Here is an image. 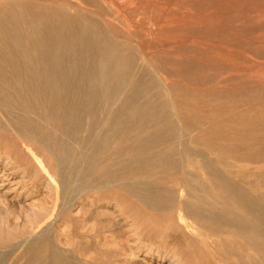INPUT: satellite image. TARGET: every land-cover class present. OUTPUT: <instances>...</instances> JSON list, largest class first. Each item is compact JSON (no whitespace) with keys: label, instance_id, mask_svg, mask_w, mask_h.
Instances as JSON below:
<instances>
[{"label":"rangeland","instance_id":"374dc122","mask_svg":"<svg viewBox=\"0 0 264 264\" xmlns=\"http://www.w3.org/2000/svg\"><path fill=\"white\" fill-rule=\"evenodd\" d=\"M0 264H264V0H0Z\"/></svg>","mask_w":264,"mask_h":264},{"label":"bare ground","instance_id":"6f19581e","mask_svg":"<svg viewBox=\"0 0 264 264\" xmlns=\"http://www.w3.org/2000/svg\"><path fill=\"white\" fill-rule=\"evenodd\" d=\"M247 136V135H246ZM227 181L224 179H221V183L225 184Z\"/></svg>","mask_w":264,"mask_h":264}]
</instances>
